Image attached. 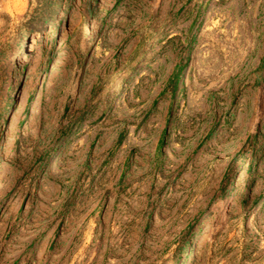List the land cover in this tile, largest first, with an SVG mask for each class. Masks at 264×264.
I'll return each mask as SVG.
<instances>
[{"label": "rangeland", "instance_id": "1", "mask_svg": "<svg viewBox=\"0 0 264 264\" xmlns=\"http://www.w3.org/2000/svg\"><path fill=\"white\" fill-rule=\"evenodd\" d=\"M0 264H264V0H0Z\"/></svg>", "mask_w": 264, "mask_h": 264}]
</instances>
